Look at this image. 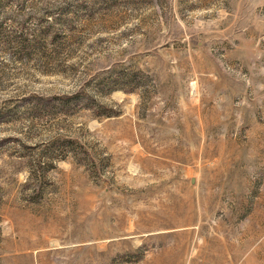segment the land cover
<instances>
[{
    "label": "rangeland",
    "instance_id": "374dc122",
    "mask_svg": "<svg viewBox=\"0 0 264 264\" xmlns=\"http://www.w3.org/2000/svg\"><path fill=\"white\" fill-rule=\"evenodd\" d=\"M0 264H264V0H0Z\"/></svg>",
    "mask_w": 264,
    "mask_h": 264
}]
</instances>
